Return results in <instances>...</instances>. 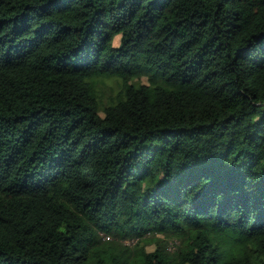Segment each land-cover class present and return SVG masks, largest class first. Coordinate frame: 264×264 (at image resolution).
<instances>
[{
  "label": "trees",
  "instance_id": "16d2710c",
  "mask_svg": "<svg viewBox=\"0 0 264 264\" xmlns=\"http://www.w3.org/2000/svg\"><path fill=\"white\" fill-rule=\"evenodd\" d=\"M0 264H264V0H0Z\"/></svg>",
  "mask_w": 264,
  "mask_h": 264
},
{
  "label": "rangeland",
  "instance_id": "374dc122",
  "mask_svg": "<svg viewBox=\"0 0 264 264\" xmlns=\"http://www.w3.org/2000/svg\"><path fill=\"white\" fill-rule=\"evenodd\" d=\"M118 42H119V36H116V37L114 38V40H113V44H114V45H117ZM145 78H146L145 76H142V77H140V78H138V79H139L140 82L145 83V82H146V79H145ZM134 80H137V79H134ZM113 83H115V81H114L113 79H108V80L105 81V83H104V88L106 89V91H110V90H109L110 88H108V87H109L110 85H113ZM160 236L162 237V235H160ZM148 239H150V238H148ZM165 241H167V244H168V246H169V248H167V249H168L170 252H171V251H174L175 248H176V246L178 245V241H177L176 239H173V238H168V239H166ZM165 243H166V242H165ZM145 247H146L148 250H153L154 245H153V243H151V241H149V242H147V245H145Z\"/></svg>",
  "mask_w": 264,
  "mask_h": 264
},
{
  "label": "built area",
  "instance_id": "2783aa9c",
  "mask_svg": "<svg viewBox=\"0 0 264 264\" xmlns=\"http://www.w3.org/2000/svg\"><path fill=\"white\" fill-rule=\"evenodd\" d=\"M127 243H128V241H127Z\"/></svg>",
  "mask_w": 264,
  "mask_h": 264
}]
</instances>
